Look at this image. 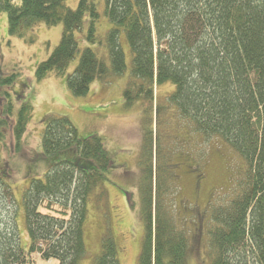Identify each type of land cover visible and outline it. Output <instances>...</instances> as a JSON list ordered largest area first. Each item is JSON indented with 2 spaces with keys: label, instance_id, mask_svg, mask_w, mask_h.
<instances>
[{
  "label": "trees",
  "instance_id": "obj_1",
  "mask_svg": "<svg viewBox=\"0 0 264 264\" xmlns=\"http://www.w3.org/2000/svg\"><path fill=\"white\" fill-rule=\"evenodd\" d=\"M95 1L81 0L72 10L69 0H0V15H8L11 36L22 38L23 29L37 22L64 25L60 45L37 68V82L66 75L78 52L74 33L86 14L88 42L101 44ZM105 2V17L113 26L106 39L110 63L86 48L68 76V92L85 98L94 83H109L111 76L125 73V33L133 60L124 103L147 106L145 121L155 110L158 118L157 88L172 84L175 90L166 99L181 121L193 134L227 145L243 164L225 198L212 201L207 211L210 264H264V0ZM15 78L0 74V148L8 158L27 152L24 139L35 115L31 100L16 110L11 94L3 90ZM43 126V156H62L45 178L31 180L23 196L27 252L20 243L16 201L0 176V264H30L34 254L57 264H79L86 253L90 197L98 189L101 200L107 197L105 181L114 161L104 139L80 138L69 117L47 116ZM144 133L141 164L152 161L147 184L140 188L145 226L140 264H187L188 233L163 199L159 177L154 186V133ZM8 197L11 205H6ZM95 264H120L112 234L103 236Z\"/></svg>",
  "mask_w": 264,
  "mask_h": 264
},
{
  "label": "rangeland",
  "instance_id": "obj_2",
  "mask_svg": "<svg viewBox=\"0 0 264 264\" xmlns=\"http://www.w3.org/2000/svg\"><path fill=\"white\" fill-rule=\"evenodd\" d=\"M80 1L69 0V8L78 9ZM95 2L101 13L96 24V35L101 44H89L87 35L90 16L86 14L82 28L74 33L78 52L66 75L62 78L52 75L43 82L36 80L37 68L60 45L64 25L48 27L44 22H37L32 27L23 29L24 36L20 38L10 35L8 15H0V74L3 77L16 76L14 82L4 86L3 90L11 94L16 110L20 109L23 101L31 100L35 107L34 118L24 139L27 152L8 158L0 148V176L7 187L11 188L16 201L21 247L26 252L30 247L23 196L31 180L45 178L50 167L59 163L62 156H43V120L47 116H62L69 117L79 131L80 138L101 136L114 161L105 181L106 199L99 198L98 189L88 202L86 253L79 264H95L96 257L101 252L102 238L107 233L112 234L116 241L120 264H140L145 238V226L141 217L143 194L140 188L144 183L147 184V170L152 158H147L141 164L139 148L126 145L133 143L134 147L135 139L143 137L145 129L154 133V186L156 188L159 177L163 199L171 205L179 228L188 233L187 264H210L207 211L212 201L225 198L243 164L227 145L217 139L193 134L190 127L181 121L166 99L175 90L170 83L157 88L156 103L161 110L158 118L155 110L151 118L145 121L144 111L147 106L141 102L133 105H126L124 101L120 103L131 80L133 60L125 33L121 35L127 65L125 73L111 76L109 83L96 82V92L100 96L73 101L68 92L67 79L79 66L83 51L92 48L110 63L106 39L113 26L105 17V0ZM22 96L24 99L21 101ZM1 194L2 191L0 196ZM5 201L6 205H11L9 197ZM30 264L57 262L47 261L39 254H34Z\"/></svg>",
  "mask_w": 264,
  "mask_h": 264
},
{
  "label": "crops",
  "instance_id": "obj_3",
  "mask_svg": "<svg viewBox=\"0 0 264 264\" xmlns=\"http://www.w3.org/2000/svg\"><path fill=\"white\" fill-rule=\"evenodd\" d=\"M98 83V82H97ZM97 89H98V86H97V84H93L92 85V87H91V90H90V93H89V95L86 97V98H89V99H93L92 97L93 96H100L99 95V93L97 94ZM70 94V96L74 99L73 101H75V100H77V99H85V98H76L75 99V97H73L72 96V94L71 93H69ZM124 100L122 99L121 101H120V103L122 104V102H123ZM86 103V102H85ZM76 104H77V102H76ZM106 112L104 111V114H105ZM76 119V118H75ZM105 120H106V117H105ZM99 132H101V131H99ZM142 132H143V126H142ZM135 145H134V147H133V143L131 144V145H126V146H131L132 148H139V154L140 153H142V149H143V145H144V136L143 137H140V139H135ZM112 145H113V141H112ZM111 145V147H113ZM107 147V146H106ZM115 147V146H114ZM131 147H129V148H131ZM108 149V148H107ZM113 150H115L114 148H112ZM109 151H110V149H109ZM128 151V150H127ZM111 152V151H110ZM111 154V153H110ZM115 155V154H114Z\"/></svg>",
  "mask_w": 264,
  "mask_h": 264
}]
</instances>
